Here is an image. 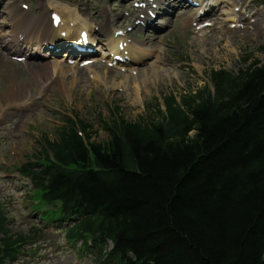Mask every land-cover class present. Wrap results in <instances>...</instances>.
I'll return each instance as SVG.
<instances>
[{
  "label": "trees",
  "instance_id": "trees-1",
  "mask_svg": "<svg viewBox=\"0 0 264 264\" xmlns=\"http://www.w3.org/2000/svg\"><path fill=\"white\" fill-rule=\"evenodd\" d=\"M244 59L238 72L212 70L213 90L166 96L157 120L108 126L104 144L72 120L59 128L47 142L57 162L43 151L41 167L24 166L40 206L64 200L43 220L75 221L66 233L84 249L94 235L99 264H264V63ZM8 225L0 203V264L42 232Z\"/></svg>",
  "mask_w": 264,
  "mask_h": 264
},
{
  "label": "rangeland",
  "instance_id": "rangeland-1",
  "mask_svg": "<svg viewBox=\"0 0 264 264\" xmlns=\"http://www.w3.org/2000/svg\"><path fill=\"white\" fill-rule=\"evenodd\" d=\"M232 1L248 10L255 9L256 4L251 0ZM95 5L102 9L103 3L100 4L97 0ZM221 6V14L212 15L214 22L217 16H226L228 9L224 3ZM260 11L264 14V9ZM185 21L186 19L171 17L166 21L169 26L161 33L137 34L136 38L143 39L146 46L157 54L156 57L153 56L139 64V68H136L137 76L131 75L139 78L141 71L147 73L148 79L145 80L148 85L140 97H137L136 91L131 88L133 79H128L127 74L118 68L114 69L116 85H113L112 81L100 84V81L89 78L94 73L104 75V65H95L89 74L84 71V81L80 80L79 72L71 67L72 69L54 78L43 100L32 101L30 106L22 110L13 109L7 112L4 120L7 125L0 126V200L7 203L9 216L14 218L11 222L14 230L28 227L29 221H26L23 215L29 210L28 206L24 208L21 204V194H26L32 187L29 180L24 182L21 179L15 167L41 149L45 136L51 139L55 137L59 132L58 128L62 126L59 123L65 119L63 113L94 121L96 135L93 140L104 142L108 140L109 135L102 127V119L97 122L99 116L108 121L120 116L131 121L142 117L157 118L158 112L155 108L159 100L162 101L169 94H175L181 100L185 95L211 84L212 69L238 71L243 64V58L248 55L264 62V49H260L264 45V32H259L257 36L239 33L231 37L227 33L230 21H223L226 27L222 29L216 23L202 30L190 28L184 24ZM34 64L39 63L34 60L27 64L11 61L0 50V104H7L8 89L20 88L17 93L19 100H24L29 90L34 92L37 89L36 84L27 88L28 83L34 81L31 79V72L34 70L31 66ZM39 65L42 66L43 74L50 72L44 63ZM154 65L158 66L159 71L156 78L152 76ZM64 77L67 79L63 80ZM73 78L77 79L75 83L72 82ZM156 97L159 100H156ZM117 106L121 108L120 111H117ZM1 109L0 107V112ZM64 235L53 232L47 237L45 249L28 258L22 256V264H94L93 255H79V243L76 247L66 243ZM111 247L110 244L108 248Z\"/></svg>",
  "mask_w": 264,
  "mask_h": 264
},
{
  "label": "bare ground",
  "instance_id": "bare-ground-1",
  "mask_svg": "<svg viewBox=\"0 0 264 264\" xmlns=\"http://www.w3.org/2000/svg\"><path fill=\"white\" fill-rule=\"evenodd\" d=\"M225 0H212L213 2V6H217V4L219 2H223ZM232 4V3H230ZM238 4H233L228 10H227V14H228V17L229 19L233 20V22L235 20H237V22H243V17L241 16L240 13L236 12L235 10V6H237ZM256 20L254 21V23H252L250 20H245L243 22L244 25H246V27H244L243 29H231L229 28L227 30V33L231 36V37H234L236 35H238L239 33L240 34H243V35H247V36H250V35H254V36H257L258 33L260 32H264V25H263V21H264V14L261 13V14H257L256 16ZM219 23V22H217ZM224 25H220L219 27L222 28ZM52 37L54 38L55 35H52ZM134 48L132 47L133 49V59H137V58H140L143 57L144 55L146 54H153L155 53L154 51H152L151 49H146V48H143L141 47V44H139L140 47H135V45H133ZM58 67V66H57ZM32 69H36V73L37 74H40V71L39 70V66L37 65H34ZM134 69V68H132ZM61 70H63V68H61ZM153 73L152 76L154 75V78L157 77V75L159 74V71H158V66L157 65H154L153 68ZM104 75L101 76V78L97 77L99 81H101V83H112L113 85H116V81L114 80V75H115V71L114 70H111V69H105L104 71ZM62 73H65V71H62ZM79 75H80V80L82 79L84 81V71L83 69L79 70ZM139 78H134L132 77L130 74L129 75H126V77L130 80L133 79V83H132V87L136 92V95L137 97L141 95L143 89L148 85V83H146V78L148 79V76H147V73L146 71H141V73H139ZM159 76V75H158ZM66 77L63 78V80L65 79ZM67 79V78H66ZM65 79V80H66ZM76 78H73L72 79V82L75 83L76 82ZM144 80V81H143ZM112 81V82H111ZM143 81V82H141ZM34 83V82H33ZM30 84V83H29ZM28 84V85H29ZM31 85V84H30ZM129 86V85H128ZM18 89H16L15 91H12L10 89L9 91V95H12L14 93H17ZM14 100L10 101V102H13Z\"/></svg>",
  "mask_w": 264,
  "mask_h": 264
},
{
  "label": "water",
  "instance_id": "water-1",
  "mask_svg": "<svg viewBox=\"0 0 264 264\" xmlns=\"http://www.w3.org/2000/svg\"><path fill=\"white\" fill-rule=\"evenodd\" d=\"M56 205H57V206H60V205H61V202H60V201H57V202H56Z\"/></svg>",
  "mask_w": 264,
  "mask_h": 264
}]
</instances>
